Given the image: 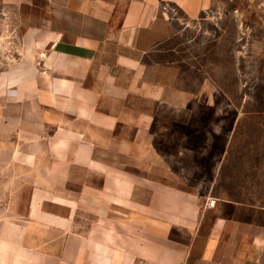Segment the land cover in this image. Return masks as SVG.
Returning a JSON list of instances; mask_svg holds the SVG:
<instances>
[{
  "label": "crops",
  "instance_id": "1",
  "mask_svg": "<svg viewBox=\"0 0 264 264\" xmlns=\"http://www.w3.org/2000/svg\"><path fill=\"white\" fill-rule=\"evenodd\" d=\"M167 3L209 0H0V264H264L202 84L144 59Z\"/></svg>",
  "mask_w": 264,
  "mask_h": 264
},
{
  "label": "rangeland",
  "instance_id": "2",
  "mask_svg": "<svg viewBox=\"0 0 264 264\" xmlns=\"http://www.w3.org/2000/svg\"><path fill=\"white\" fill-rule=\"evenodd\" d=\"M163 7L144 59L179 71L189 96L202 84L197 116L224 150L214 193L264 207V0H209L195 20Z\"/></svg>",
  "mask_w": 264,
  "mask_h": 264
}]
</instances>
